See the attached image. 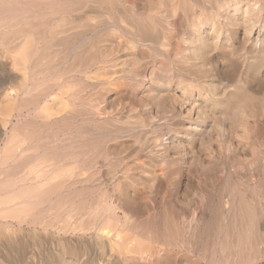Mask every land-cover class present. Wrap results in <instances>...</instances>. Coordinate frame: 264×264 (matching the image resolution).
Returning <instances> with one entry per match:
<instances>
[{
  "label": "rangeland",
  "instance_id": "obj_1",
  "mask_svg": "<svg viewBox=\"0 0 264 264\" xmlns=\"http://www.w3.org/2000/svg\"><path fill=\"white\" fill-rule=\"evenodd\" d=\"M71 1L79 2L74 6L77 29L72 31H80L83 37H74V43L91 67L84 75L78 73L83 63L67 47L55 48L59 52L53 55L55 60L49 69L55 66L56 73L43 72L40 80L52 86L55 102L40 99L38 107L47 108L54 119L65 118L56 124L33 116L32 105L21 116L18 112L22 111L23 100L34 98V93L17 95L18 86H14L21 73L7 74L0 69V170L7 166L2 162V149L13 135L23 140V155L31 160L28 167L16 171L19 175L30 170L31 178L36 170V174L52 175L54 166L48 165L52 160L42 162L45 156L58 158L57 153L102 154L109 161L98 158L89 169H72L71 158L59 157L64 165L63 170H54L56 174L70 168L81 177L92 174V182L85 183L89 188L72 197L66 183L61 190V204L52 194L49 203L37 206L34 202L40 197L34 196L23 198L33 202L32 212L6 216L5 211L6 217H0V264H124L118 260V249L102 246L95 233L73 232L72 227L63 232L46 227V222L55 218V225H60L70 214L72 224L80 217L83 222L90 219L101 225L105 218L114 219L110 234L129 241L137 235V228L140 231V222L149 224L152 217L160 233L164 231V217L169 211L179 212V227L172 237L176 246H171L157 264H207L214 253L213 264L222 263L221 249L233 238L232 229L243 226L241 217H237L238 191L246 199L251 198L247 200L256 214L259 207L264 212V0ZM3 50L0 45V56L5 55ZM30 180L32 189H36ZM55 181L53 177L46 182ZM5 190L7 194L19 193L14 187ZM115 190L124 196L121 203L114 196L111 200ZM225 201L230 204L227 206ZM125 203L135 204L140 212H131ZM46 207L50 211L45 212ZM194 211L202 218L201 223L194 229V241L188 237L190 246H184L180 240L183 234L186 236L185 228L193 220ZM236 219L241 222L236 224ZM261 221L264 224V215ZM257 262L254 264L263 263ZM133 264L156 263L147 258Z\"/></svg>",
  "mask_w": 264,
  "mask_h": 264
},
{
  "label": "bare ground",
  "instance_id": "obj_2",
  "mask_svg": "<svg viewBox=\"0 0 264 264\" xmlns=\"http://www.w3.org/2000/svg\"><path fill=\"white\" fill-rule=\"evenodd\" d=\"M80 1V0H79ZM87 3H89L87 1ZM79 2H74L71 0H0V45L3 47V49L5 50V55L4 56H0L3 57L1 62H0V69L3 72H6L7 74L10 73L11 71L13 72H19L21 73V78L20 81L17 80V76H16V82L18 81L17 85H15L14 87L18 86V89L15 93H17V95H27L30 93H34V98H30L28 100H23V103L20 107V115L23 113V111H25V108H28V105H32L34 107V113L33 116L35 114L36 117H40L41 119L45 122V123H49L50 121L54 122L56 124V121L58 120H63L65 118H57V116L54 119V117L50 114H47V108H42L41 106H39L38 101L41 99V102H55V98L51 97V92H52V86L49 87L47 85H44V83H41V74L43 72H52V73H56V71H54V67L49 69L51 62H53V59L55 60V56H53L56 52H55V48L57 47V50L59 48L60 45H63L65 48L67 47L69 49L70 52H72L71 54L74 55V58H78L79 59V63H83L82 67L78 73H84L86 74V72H88L90 66V63L88 61V59H86V57L82 58V54L80 53V51H77V46L78 44L74 43L75 38H78L79 36L82 37L81 32L77 31V32H73L72 29L76 28L77 26H75V22L78 19V12L76 11L77 9L74 7L75 5H78ZM108 4V3H107ZM119 4V3H118ZM139 4V3H138ZM196 4V3H195ZM218 4V3H217ZM120 5V4H119ZM126 5V4H125ZM85 6V5H84ZM89 6V4H88ZM93 7V5H92ZM218 7V6H217ZM87 8V5L86 7ZM264 8V7H263ZM89 9V8H88ZM235 10L237 9V7L234 8ZM113 10V9H112ZM87 11V10H86ZM120 11V10H119ZM89 12V10H88ZM98 12V11H97ZM101 12V11H100ZM246 12V11H245ZM85 13V12H83ZM122 13V12H121ZM249 13V12H248ZM254 13V12H252ZM113 15V14H112ZM261 15V14H260ZM136 16V15H135ZM135 18V17H134ZM162 18V17H161ZM88 19V18H87ZM115 19V18H114ZM160 19V18H158ZM96 20V19H95ZM130 20V19H129ZM134 21V20H133ZM140 21V19H139ZM143 22V21H142ZM46 24H50L49 27L45 28ZM112 24V23H111ZM90 25V24H88ZM87 28H89L87 26ZM79 30V29H78ZM73 33H70V32ZM76 31V30H75ZM82 31V30H81ZM99 34V32H98ZM73 35V36H72ZM94 35V34H92ZM80 37V38H81ZM85 37V36H84ZM90 37V36H89ZM97 37V36H96ZM83 38V37H82ZM134 39V38H133ZM83 40V39H80ZM84 41V40H83ZM156 44V43H155ZM85 45V44H84ZM61 47V46H60ZM86 47V46H85ZM90 47V46H89ZM84 49V48H83ZM82 49V50H83ZM3 50V51H4ZM62 50V49H61ZM59 52V51H58ZM58 52L56 54H58ZM4 53V52H3ZM255 54V53H254ZM244 55V54H243ZM256 56H258L256 54ZM5 57V58H4ZM89 58V57H88ZM11 59L12 62H8L7 60ZM46 59H49L46 61ZM77 59V60H78ZM107 60V59H106ZM75 61V60H74ZM92 63V62H91ZM102 63V62H101ZM54 64V63H52ZM56 68V67H55ZM74 68V67H72ZM71 69V67H70ZM53 70V71H52ZM91 71V70H90ZM46 74V73H44ZM83 74V75H84ZM10 75V74H9ZM8 75V76H9ZM12 75V74H11ZM10 75V76H11ZM6 76V75H5ZM49 76V75H48ZM222 76V75H221ZM46 78V77H45ZM4 79V78H3ZM6 79L4 81H2L1 85H3V83H5ZM8 82V81H7ZM49 82V81H48ZM4 87V86H3ZM2 87V88H3ZM10 87V86H9ZM51 88V89H50ZM10 89V88H9ZM4 90L6 91V88H3V93L6 94L4 92ZM13 90V89H12ZM48 90V91H47ZM51 90V91H49ZM2 92V91H1ZM58 92V91H57ZM83 92V91H82ZM11 93V92H10ZM9 93V94H10ZM32 95V94H31ZM6 96V95H5ZM12 96V95H11ZM15 97V96H14ZM26 97V96H25ZM31 97V96H30ZM1 98V97H0ZM17 98V97H16ZM15 98V99H16ZM20 98V97H19ZM23 98V96H22ZM21 99V98H20ZM27 99V98H24ZM18 100V99H16ZM16 105L18 104L17 101ZM20 101V100H18ZM21 103V102H20ZM59 103V102H58ZM15 104V103H14ZM43 105V104H42ZM60 106V105H59ZM19 107V106H18ZM93 106H91L92 108ZM17 108V107H16ZM30 109V108H29ZM28 110V109H26ZM55 110V109H54ZM89 110V109H88ZM30 112V110H28ZM59 111V110H58ZM56 111V112H58ZM17 112V111H16ZM54 112V111H53ZM81 112V111H80ZM17 113V114H18ZM75 113V112H73ZM82 114V113H81ZM54 115V114H53ZM93 115V114H92ZM22 116V115H21ZM31 117V116H29ZM64 117V116H62ZM79 117V116H78ZM32 118V117H31ZM26 119V118H25ZM34 119V118H33ZM37 119V118H36ZM34 119V120H36ZM7 120V119H6ZM8 121V120H7ZM42 121V122H43ZM10 122V121H9ZM38 122V120H37ZM44 122L42 123V125H44ZM69 122V121H68ZM72 122V120H71ZM51 123V122H50ZM49 123V124H50ZM84 123V122H83ZM27 124V122H26ZM30 124V123H29ZM35 124V123H34ZM48 124V125H49ZM74 124V123H73ZM78 124V123H77ZM98 124V123H97ZM15 126V125H14ZM51 126V125H49ZM53 126V125H52ZM51 126V127H52ZM17 127V126H16ZM27 127V126H26ZM40 127V126H39ZM45 126H43L42 128H44ZM74 127V126H73ZM6 128V127H4ZM30 128V127H28ZM27 128V130H28ZM36 128V127H35ZM34 128V129H35ZM48 128V127H47ZM78 128V127H77ZM3 129V128H2ZM16 129V128H15ZM54 129V128H53ZM18 130V129H17ZM5 131V129L3 130ZM12 131V130H11ZM15 131V130H14ZM13 131V132H14ZM21 131V130H20ZM35 131V130H34ZM33 131V132H34ZM49 131V132H48ZM47 132L50 133V130H48ZM63 131V130H62ZM32 132V134H33ZM64 132V131H63ZM72 132V131H71ZM77 132V131H76ZM5 133V132H4ZM55 133V132H54ZM16 134H20L19 132H17ZM47 134V133H46ZM67 134V133H66ZM13 135V133H12ZM23 135V134H22ZM54 137V135H53ZM58 138V137H57ZM17 138V135L14 137V135L12 136V139L9 140V142H6V148L4 147V149H2L5 153V156L2 158V162H6L7 166L5 167V169L0 170V217H6V216H14L13 214H18L20 212H29L32 209H34V207L32 208L31 205H33L31 202H29L28 200H23V198H31L34 196L40 197V200H35L34 203L38 205L40 204H45L50 202V196L52 194H55V196L57 197L58 201L57 204H61V197H62V188L66 183L68 184V187H71V195L73 196H77L78 194H81L83 192L84 189H88L89 186H87L85 183H89L92 180L93 175H87V177H81L78 173H74L73 170H71V168L69 169V171H63L64 173L60 174H56V171L54 170H63L62 166L64 165L63 163H61L63 160V158L69 157V159L71 158L72 161V169L77 168L79 166H83V168H90L92 166L95 165V162L97 161L98 158H101L102 160L106 161L108 160L107 156H102V154H84L82 152H75V151H71V152H66L63 154L57 153L59 155V159L55 158V159H51L48 158L47 156H45V160L42 162L44 164H46L47 160H52L50 161V163L48 165H52L54 166V170L52 169V175H45V174H36L37 170L34 173V176L31 178L29 176V173H32L30 171H28L27 173H21V175H19L17 172L19 171L18 169L22 168L24 169L25 167H28L27 165L30 163V161H28L25 157H24V148L21 147V141L20 139ZM52 140V139H50ZM57 140V139H56ZM55 141V140H54ZM51 142V141H50ZM227 143V142H226ZM53 144V143H52ZM57 143H55L56 145ZM62 144V142H61ZM78 144V143H77ZM230 144V143H229ZM49 145V144H48ZM47 145V146H48ZM218 145V144H217ZM52 146V145H51ZM60 146V145H59ZM77 146V145H76ZM53 147H56L53 145ZM86 147V146H85ZM102 147V146H101ZM100 147V148H101ZM89 148V147H88ZM61 149V147L59 148V150ZM63 149V148H62ZM66 149V148H64ZM69 149V148H68ZM99 149V148H98ZM67 150V149H66ZM81 150V149H80ZM61 151V150H60ZM54 152V151H53ZM50 153V152H49ZM108 153V152H107ZM110 153V152H109ZM48 154V153H47ZM43 156V155H42ZM56 156V155H55ZM54 157V156H53ZM55 160V161H53ZM103 161V163H104ZM109 161V160H108ZM107 161V162H108ZM111 161V160H110ZM36 163V162H35ZM40 163L38 164H34L31 165V168L34 166H38ZM66 164V163H65ZM102 165V164H101ZM109 165V164H108ZM103 167V166H102ZM121 167V166H120ZM105 168V167H104ZM103 168V169H104ZM94 169V167H93ZM260 169V168H259ZM18 170V171H17ZM85 170V169H84ZM108 170V169H107ZM258 170V169H257ZM17 171V172H16ZM40 171V170H39ZM95 172V171H94ZM106 172V171H105ZM134 172V170H133ZM86 173V172H85ZM91 173V172H90ZM89 173V174H90ZM97 173V172H95ZM126 173V171H125ZM128 173V172H127ZM107 174V172H106ZM123 174V173H122ZM70 175V176H69ZM125 175V174H124ZM128 175V174H127ZM58 176H62V178L58 177ZM86 176V175H84ZM107 176V175H106ZM126 176V175H125ZM30 177V178H29ZM55 177L57 182L55 181V184H51L46 182L48 179H51ZM58 177V178H57ZM67 177V178H65ZM69 177V178H68ZM70 177H72L70 179ZM104 177V175H103ZM29 179H32L33 182H35V187H37L36 189H32L31 185V180L29 181ZM122 179V178H121ZM65 180H69V181H65ZM110 180V179H109ZM26 181H28L29 183L27 184ZM108 181V180H107ZM248 181V180H247ZM262 181V180H261ZM92 182V181H91ZM39 183V184H38ZM115 183V182H114ZM112 183V185L114 184ZM261 183V182H260ZM102 184V183H101ZM78 185H81V187H79ZM264 185V184H263ZM262 185V186H263ZM249 186V185H248ZM262 186L260 188V190H262ZM12 188L14 187L15 189H17V192H19L18 194L16 193H6L8 188ZM85 187V188H84ZM92 187V186H91ZM229 187V186H228ZM234 188V187H233ZM236 188V187H235ZM241 188V187H240ZM228 189V188H227ZM248 189V188H247ZM259 189V188H258ZM264 189V188H263ZM13 190V189H12ZM11 190V191H12ZM19 190V191H18ZM62 190V191H61ZM69 190V189H68ZM93 190V189H92ZM123 190V189H122ZM4 191V192H3ZM15 191V190H14ZM66 191V190H65ZM106 191V190H105ZM110 191V189H109ZM238 191V190H237ZM88 192V191H87ZM111 192V191H110ZM69 193V192H68ZM105 193V192H104ZM108 193V192H107ZM122 192H116V190L114 191V193H112V198L113 196L120 202L124 196H122L121 194ZM236 193V191H235ZM234 193V194H235ZM130 194V193H129ZM232 194V193H231ZM244 194V193H243ZM240 190L238 191V194H236L235 197H237L238 200L237 201V207H238V212L239 215L237 214V217L242 219V227L240 228H233L232 229V233L233 235H231V237L233 236V240H229V242H231L230 244H228V240L227 242H225L223 248L221 249L222 251V263L220 264H251L253 263V261L258 260V262L260 263L263 262L264 263V224H262L263 222L262 217L264 215V212H262L261 207L260 208V212L259 214L255 213V208L253 205L250 204V202L248 201L251 198H245ZM246 194V193H245ZM257 195V194H256ZM264 194H261V196ZM108 196V195H107ZM131 196V195H130ZM102 197V196H101ZM84 198V196H83ZM100 198V197H99ZM109 198V197H107ZM133 198V197H132ZM229 198V197H228ZM227 198V199H228ZM231 198V196H230ZM261 198V197H260ZM79 199V197H78ZM126 199V198H125ZM203 199V198H202ZM226 199V201H227ZM253 199V198H252ZM264 199V198H263ZM77 200V199H75ZM74 200V201H75ZM82 200V199H81ZM105 200V199H104ZM110 200V199H109ZM116 200V201H117ZM129 200V198H128ZM131 200V199H130ZM232 199H229V201ZM259 200V199H258ZM257 200V201H258ZM78 201V200H77ZM203 201V200H201ZM225 201V202H226ZM260 201V200H259ZM54 202V203H55ZM98 202V201H96ZM101 202V201H100ZM109 202V201H108ZM232 201H230L231 203ZM261 202V201H260ZM264 202V201H263ZM121 203V202H120ZM227 206L230 204L228 202ZM235 203V202H234ZM252 203V202H251ZM83 204V203H82ZM96 204V203H95ZM99 204V203H98ZM259 204V203H258ZM74 205V203L72 204ZM104 205V204H103ZM120 205V204H119ZM235 204H232V206H234ZM257 205V204H256ZM3 206V207H2ZM7 206V207H5ZM85 206V204H84ZM102 206V205H101ZM124 206V204H123ZM127 206V207H126ZM145 206V205H144ZM171 206V205H170ZM226 206V207H227ZM260 206V205H259ZM89 207V206H88ZM121 207V206H120ZM119 207V208H120ZM230 207V206H229ZM235 205V208H237ZM264 207V206H263ZM102 208V207H101ZM118 208V209H119ZM125 208L129 209L131 212H140V208L132 205V203H125ZM142 208V207H141ZM166 208V207H165ZM43 209V208H42ZM72 209V208H71ZM114 209V208H113ZM197 209V208H196ZM195 209V210H196ZM228 209V208H227ZM232 209H234L232 207ZM263 209V208H262ZM45 210H48L47 207ZM42 210V211H43ZM78 210V209H77ZM93 210V209H92ZM104 210V209H103ZM170 210V207L169 209ZM173 210V209H172ZM199 210V209H198ZM264 210V209H263ZM7 212L6 216L3 214L4 212ZM50 211V210H48ZM89 211V210H88ZM100 211V209H99ZM129 211V212H130ZM165 211V210H164ZM167 211V210H166ZM165 211V212H166ZM180 211V210H179ZM228 211V210H227ZM234 211V210H232ZM259 211V210H258ZM32 212V211H31ZM44 212V211H43ZM90 212V211H89ZM130 212V214H132ZM194 216L192 217L193 220L191 219L190 224H188V226L185 228L186 229V236L185 234H183V230L182 231V238L180 240V244H184V246H190V241L189 239L192 238L193 240V233H194V229L196 228V226L198 227V222H199V218H201L198 214L197 211H194ZM70 213V212H69ZM76 214H78V211L75 212ZM74 213V214H75ZM84 213V212H83ZM88 213V212H87ZM155 213V212H154ZM164 213V212H163ZM229 213V212H228ZM231 213V212H230ZM230 213L228 215H230ZM233 213V212H232ZM236 213V212H235ZM27 214V213H26ZM128 213V216L130 215ZM152 214V213H150ZM156 214V213H155ZM166 214V213H165ZM219 214V213H218ZM222 214V213H221ZM234 214V213H233ZM95 214H93L94 217ZM127 215V213H126ZM143 215V214H142ZM74 216V215H73ZM76 216V215H75ZM79 216V214H78ZM83 216V215H82ZM98 216V215H97ZM156 216V215H155ZM162 216V214L160 215ZM178 216H179V212L176 211H169L166 215L165 219V224L163 225V227L165 228L164 231H162L160 233V226L158 227V225L154 222L155 220L149 219V224H144L140 222V231L138 230L139 228H137V235L133 236L132 238H130L129 241H123L120 239L119 234H117L115 236V234L111 235L110 234V228L111 225L113 223L112 219H106L105 218V223L101 224H97L94 222V220L89 221L90 219H88V222H83V220L80 217L78 218L80 221H76L74 224H72L70 222V218H71V214L68 218H66L64 220V222H62V224L60 225H55V218H52L50 220H48V222H46V227H54V229H58V230H62L63 232H65L66 230L70 229L72 227L73 232L76 230H78V232L81 233H95L96 236L98 237V241L100 239V243L102 246L105 247V245L107 247L112 246L114 248L118 249V253H119V259L121 260L122 263L124 264H133L136 263V261H142V260H146L147 258H153V263H160V261L165 257L164 254L166 255V251L169 250V248H173L174 242H173V234L176 230L177 233V228L179 227V223H180V219L178 220ZM240 216V217H239ZM159 217V216H158ZM224 217V216H223ZM236 217V216H235ZM25 218V217H24ZM33 218V217H31ZM97 218V217H95ZM94 218V219H95ZM150 218V217H149ZM231 218V217H230ZM229 218V219H230ZM234 218V216H233ZM44 219V217H43ZM42 219V220H43ZM77 219V220H78ZM84 219V218H83ZM131 219V218H130ZM134 219V218H133ZM133 219L131 221H133ZM136 219V218H135ZM202 219V218H201ZM228 219V220H229ZM41 220V221H42ZM45 220V219H44ZM96 220V219H95ZM161 219H159L160 221ZM163 220V217H162ZM220 220V219H219ZM234 220V219H233ZM232 220V221H233ZM237 220V219H236ZM240 220V219H239ZM258 220V221H257ZM47 221V220H46ZM72 221V220H71ZM157 221V220H156ZM179 221V222H178ZM235 221V220H234ZM40 222V221H39ZM38 222V224H39ZM116 222V221H115ZM114 222V225H115ZM135 222V220H134ZM241 222V221H239ZM237 220V223H239ZM42 223V222H40ZM71 223V225H70ZM127 223V222H126ZM164 222H162L163 224ZM189 223V222H188ZM201 223V222H199ZM229 223V222H228ZM232 223V222H231ZM230 223V225H231ZM117 224V223H116ZM124 224V223H123ZM218 224V223H217ZM222 224V223H221ZM118 225V224H117ZM126 225V224H125ZM123 225V226H125ZM225 225V224H224ZM228 225V224H227ZM56 226V227H55ZM58 226V227H57ZM122 226V225H121ZM162 226V225H161ZM218 226V225H217ZM221 226V225H220ZM45 227V226H44ZM116 228V227H115ZM162 228V227H161ZM224 228V226H223ZM221 228V229H223ZM256 230H255V229ZM131 229V228H129ZM134 230V227L132 228ZM193 229V231H192ZM231 229V228H230ZM253 229L255 230L253 232ZM71 230V232H72ZM114 230V229H113ZM112 230V231H113ZM180 230V229H179ZM196 230V229H195ZM217 230V228H216ZM225 230V229H223ZM227 230V228H226ZM229 230V229H228ZM235 230V231H234ZM218 231V230H217ZM67 232V231H66ZM72 232V234H73ZM181 232V231H180ZM179 232V233H180ZM228 232V231H227ZM112 233V232H111ZM226 233V232H225ZM213 234V233H212ZM215 234V232H214ZM229 234V233H228ZM226 234V235H228ZM84 234H81V236H83ZM175 235V234H174ZM178 235V234H177ZM197 235V234H196ZM79 236V235H78ZM93 236V235H92ZM216 236V235H215ZM147 238V239H143V238ZM179 237V236H178ZM189 237V239H188ZM198 237V236H197ZM214 237V236H213ZM227 237V236H226ZM225 237V239H226ZM75 238V237H74ZM77 238V237H76ZM80 238V237H79ZM218 238V237H217ZM96 239V238H95ZM175 239L177 240V238L175 237ZM149 240V242H148ZM175 240V241H176ZM179 240V239H178ZM200 240V239H199ZM213 240V239H212ZM211 240V241H212ZM215 240H217L215 238ZM214 240V241H215ZM77 241V240H76ZM155 241V242H154ZM194 241V240H193ZM198 241V240H197ZM196 241V242H197ZM218 241V240H217ZM223 241V240H222ZM225 241V240H224ZM223 241V242H224ZM177 242V241H176ZM175 242V243H176ZM219 242V241H218ZM217 242V243H218ZM155 243V244H153ZM195 243V242H194ZM207 243V242H206ZM216 243V244H217ZM159 244V245H158ZM179 244V243H177ZM208 245V243H207ZM214 245V244H213ZM218 245V244H217ZM220 245V244H219ZM192 246V244H191ZM194 246L196 247V245L194 244ZM210 246V245H209ZM212 246V243H211ZM221 246V245H220ZM219 246V247H220ZM178 247H180V245H178ZM199 247V246H198ZM216 247V246H215ZM188 252H190V249H188V247H186ZM204 248V244L202 245V249ZM207 248V247H206ZM205 248V249H206ZM182 250V248H179ZM201 249V250H202ZM214 249V248H212ZM174 250V249H172ZM178 250V248H177ZM161 251L163 252V254H161ZM199 253L201 252L200 250H198ZM197 251V252H198ZM212 251V250H211ZM220 251V249H219ZM215 252V251H214ZM168 253V252H167ZM194 253V250H193ZM203 253V252H201ZM213 253V252H211ZM180 254V252H179ZM185 254V253H184ZM198 254V253H197ZM205 254V253H204ZM207 254L209 255V251L207 250ZM215 254L211 257H215ZM168 255V254H167ZM171 255H173L171 253ZM178 255V254H177ZM181 255V254H180ZM192 255V254H191ZM202 255V254H199ZM170 256V255H169ZM175 256V255H174ZM173 256V257H174ZM184 256V255H183ZM186 256V255H185ZM198 256V255H197ZM204 255H202L203 257ZM219 256V254H218ZM181 257V256H180ZM199 257V256H198ZM201 257V256H200ZM207 257V256H206ZM210 260H207V264H213V262L211 260H213L214 258H211ZM188 257H186L187 259ZM205 258V257H203ZM177 259V258H176ZM195 259V258H194ZM207 259V258H206ZM206 259L204 261H206ZM191 260V259H190ZM219 260V259H218ZM100 261V259H99ZM194 261V260H193ZM197 261V260H195ZM202 261V262H204ZM214 261V260H213ZM254 261V263H255ZM176 262V260H175ZM216 262V261H215ZM257 262V263H258ZM195 263V262H194ZM205 263V262H204ZM218 263V264H219ZM253 263V264H254ZM261 263V264H263ZM200 264V261H199Z\"/></svg>",
  "mask_w": 264,
  "mask_h": 264
}]
</instances>
